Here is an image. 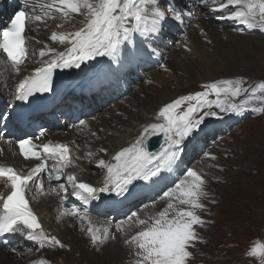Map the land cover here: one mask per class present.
<instances>
[{
  "label": "snow or ice",
  "instance_id": "6c2138e0",
  "mask_svg": "<svg viewBox=\"0 0 264 264\" xmlns=\"http://www.w3.org/2000/svg\"><path fill=\"white\" fill-rule=\"evenodd\" d=\"M202 2L206 3V0ZM28 5L29 0H23V6L0 29V53L6 54V62H10L17 72L28 55L26 25L31 19ZM231 5L239 10L228 19L264 31V0H226V4H220V9ZM48 7L66 19L81 17L79 27L75 31L51 33V40L65 45V51L52 47L39 51L43 66L19 82L14 93L16 102L27 104L37 94H54V74L62 69H76L84 74L92 88L102 89L113 78H118L125 61L156 55L157 50L152 44L160 38L165 26L173 21L183 22L181 11L171 6L161 8L159 0H51ZM46 56L50 58L44 60ZM203 87L204 91L165 103L155 117L157 122L146 123L134 140L115 150L109 160L100 159L97 167L104 170V176L99 185L80 181L75 173L68 174L65 180L71 186L73 196L85 205L93 202L100 205L113 198L127 199L137 190L156 188L176 170L186 142L190 143L203 130L201 126L207 118L222 119L221 113L236 114L248 110L245 107L247 101L228 104L221 99L222 94L235 97L243 91L234 87L231 80L216 81ZM212 95L214 100L209 98ZM185 104L186 108L183 107ZM213 105L219 112L212 110ZM15 106L9 101L7 112H0V121L6 123ZM251 110L264 112V108ZM80 123L84 124V121ZM44 134V130L39 133L40 136ZM160 134L164 143L158 151L149 150L150 139ZM17 143L24 158L40 162L26 174L14 167H0V178L5 179L11 189L6 196L0 193V234L27 231V239L36 242L40 248L46 244L65 248L64 243L42 227L26 193L31 191L30 184H35L39 174L45 171L49 158L58 162L60 170L72 166L71 149L66 143L38 145L32 137L21 138ZM101 151L108 153L106 148ZM56 179L60 180L61 176L57 175ZM204 185V178L196 170L187 168L183 178L160 191L157 199L167 201L163 210L145 218L132 211L125 217L127 229L124 221L115 225L117 232L138 228L125 240L126 244L134 246L137 264H186L192 255L189 246L199 239L194 226L205 223L197 214L198 209L205 208L201 203V198L207 196ZM59 187L67 192L63 183ZM69 214L89 218L87 209L80 212L73 208ZM88 231L93 245L104 243L111 235L109 229L103 237L91 227ZM261 251L264 252V247ZM256 253L257 247H253L252 255Z\"/></svg>",
  "mask_w": 264,
  "mask_h": 264
},
{
  "label": "rangeland",
  "instance_id": "374dc122",
  "mask_svg": "<svg viewBox=\"0 0 264 264\" xmlns=\"http://www.w3.org/2000/svg\"><path fill=\"white\" fill-rule=\"evenodd\" d=\"M13 1L0 0V8L2 7L0 15L3 14V21L9 18V15H11L10 11L12 12L16 8L14 5L19 3V0L16 3ZM46 2L49 3L50 0H46ZM194 2V0H160L159 6L161 8L171 6L174 3L177 10H184L191 16H186L184 22L173 21L165 26L159 38L164 41L165 45L172 41L175 43H172L173 45L170 49L164 51L157 50V54L161 53L162 60L167 61L168 57L171 56V51H180L182 67L171 69L163 65L161 66L162 69L156 67V69L151 68L147 71L143 68L141 63L143 59L141 57L132 62L127 61L122 68L125 72L121 71L123 78H125L122 91L123 93L126 92L127 96L134 97L138 94L140 86H146L149 89L148 99H152L154 98V88H165L168 85L169 88L163 89V93L167 92L175 96L183 93L184 90H188V92L186 91L183 94L188 95L202 90L205 84L213 82V80L201 78L204 67L203 62L198 59L196 54H193L192 50L189 51L186 47L185 49L180 45V41L187 34L185 25L189 29L188 32H194L197 28L196 20L193 18L197 16L198 9L199 11L201 9ZM201 12L211 14L206 9H202ZM55 14L53 15V19L51 15V19H48L49 17L44 18L42 22L48 27L62 23L61 16L57 13ZM202 19L207 22H214L212 17L203 16ZM190 20L192 21L190 22ZM222 24L224 23L217 21L220 29H223L224 25L222 26ZM225 24L227 23L225 22ZM182 30L184 32L183 35ZM201 30V34H204V28ZM258 31L261 30L249 33L253 38L250 40L249 47L243 51L245 59L249 61L250 70L244 68L245 75L225 77L228 78L226 80L233 82L234 87H240L243 90L239 96L233 97L229 95L226 97L224 95V99L229 100H226V103L241 104L247 101L245 107L248 110L264 108V47L255 38L257 35L264 36V33H259ZM163 35L167 36V39H162ZM139 39L144 38L139 37ZM156 44H158L157 40L153 45L156 46ZM159 48L161 47L158 46ZM213 50L218 59H225L226 55L220 49L216 47ZM122 58L123 55L121 56ZM131 68H135L136 71H133ZM225 68L224 64L220 67L221 71H224ZM160 72L165 81L159 78ZM222 79L218 78L217 80ZM0 95H5L1 89ZM183 95H179L178 97ZM159 96L158 93L155 98ZM98 97L100 100H97L95 97L93 99L97 102L102 101V103L95 108L94 117L87 115L96 124L101 123L106 118L105 110L112 107L118 101L114 92H112L111 97L105 100L103 96ZM104 102L105 104H103ZM126 106L129 107L127 104ZM183 107L186 108L187 105L185 104ZM251 111L254 113L253 117H247L243 122L236 125L230 135L225 136L222 140H217L218 142L216 143L213 142L219 135L217 132L215 134L208 133L204 136H199L185 153H191V159L188 160L190 164L195 156L198 155L201 158L203 152H207L210 148H217L214 151L215 158L211 163L212 170L209 172V177L206 178L204 185L207 196L201 198V203L205 205V208L197 210V214L201 215L205 223L196 225L197 227L194 226L199 237L197 239L199 242L198 244L194 243L188 249L192 253L189 257V259L192 257L188 262L189 264H264V252L261 251V248L264 247V112ZM243 112L246 114L247 111ZM122 113L118 111L119 115ZM62 122L65 124L66 129L71 125V121L66 120ZM92 143L96 145L95 140ZM191 155H194V157L192 158ZM100 216L102 218H109V214ZM83 225L82 223L70 224L63 227L62 231L67 238L78 236V239H82L83 236L87 237V234L83 232ZM69 231H71L72 236L69 235ZM133 234L135 233L133 232ZM78 243L84 247L83 252L75 253L73 258H67L66 264H91L94 260L100 264L115 263L110 262L111 257L107 254H102L98 250H95V245L91 243V239H88L84 243L81 241ZM20 247L23 250L22 253L27 251L25 257L30 256L34 258L36 256L34 248L28 247L25 249L24 246ZM253 247H257L255 255H252ZM129 260H120L116 264H131L132 261Z\"/></svg>",
  "mask_w": 264,
  "mask_h": 264
},
{
  "label": "bare ground",
  "instance_id": "6f19581e",
  "mask_svg": "<svg viewBox=\"0 0 264 264\" xmlns=\"http://www.w3.org/2000/svg\"><path fill=\"white\" fill-rule=\"evenodd\" d=\"M50 3L51 0L49 3L47 2L48 5ZM172 4L174 5V3ZM178 11H181L183 13V22L186 16H190V14L188 12H185L184 10ZM201 11H199L198 9L197 16L193 18L196 20V30L194 32H188L189 29L185 25V27L187 28V34L180 41V45L183 48H185V45H187V49L192 50L194 52L193 54H196L198 59L203 62L204 67L202 69L203 74H201V78L214 81L218 78L221 79L229 76L245 75L244 68H247V70L250 69L249 61L245 59L243 51L245 48L249 47L250 40L253 38L252 35H249V33L239 32L238 30H235L232 26H230L229 24H225L224 22H220L224 23L222 24V26L224 25L223 29H220L214 19V22H207L202 19L203 16L213 18V14H205ZM53 12L57 13L53 9H50V13ZM57 14L61 16L59 13ZM2 15H0V22L3 21ZM61 19L62 23H59L52 27H48L42 21L39 22V24L36 23L38 25H36L34 29L32 26V29H30V34L33 37L39 38L40 43H35L30 46L31 50L35 52V55H33V52H31V57H29V59L27 60L28 64L22 66V74L15 77L11 75L8 71V67L5 64L4 58L0 55V89L5 94L2 96H4L5 98L8 97L9 88H11L10 86L13 83L19 82L23 76H29L34 72L36 68L43 66L41 57L39 56V51L41 49L47 50V48L52 47L56 48L57 51H65V45L51 40V33L54 31L68 32L77 30L81 17L76 16L72 19H66L61 16ZM191 21L192 20H190V22ZM202 28H204V34H201L200 32L202 31ZM263 37V35H257L255 38L258 40L260 45L264 47ZM161 38L167 39V36L163 35ZM157 42L158 44H156V46H154L153 44L152 45L156 48V50L160 51L172 48V45L175 43L172 41L169 44L165 45L164 41L161 39H157ZM147 43H151V41H148ZM158 46L161 48L158 49ZM216 47L226 55L225 59L220 60L216 57L217 55H215V51L213 50V48ZM170 54L171 56L168 57L167 61L164 60V65L171 69L181 68L182 58L180 51H171ZM49 58L50 56H46L43 59L47 60ZM123 59L124 57L122 58V60ZM125 63H127V61H125ZM223 64L226 68L224 71H221L220 67ZM159 78L165 81V78L163 77L161 72L159 73ZM167 88H169V85L168 87L165 86V88H154V98L148 99L149 89H147L146 86H140V90L138 91V94L134 96V98L131 96H127L123 92H120L121 94H118L115 89H112V87L108 85L109 91H101L98 96H103V99L105 100L111 97L112 92H114L116 98H118V101L115 102L112 107H109L105 110L106 118H104L101 123L96 124L93 123L92 120L87 117V115H85L84 117H86L88 123L87 125L82 126L83 131L81 133L78 131L81 126H75L71 129V125L70 127H67V133H63V137L66 140L74 141L71 143L78 144V147L81 146V148H87V153H85L84 149V154H81L79 159H75L72 168L77 172L79 171L83 179H88L100 184L103 180L104 170L97 167L99 160L105 159L107 161L110 159L111 154H113L115 150H118L119 147L128 146L146 123L156 121L155 117L158 113L157 111L162 105L168 103L169 101H172L179 95H183L184 93H186V91L188 92V90H184L183 93L172 96L167 92H162L163 89L166 90ZM158 93L160 96L155 98ZM67 98L70 97L68 96L64 100H66ZM86 99H88V97L81 96L77 100L80 102H84ZM126 104L129 105V107H127ZM2 107L4 108L3 104ZM118 111L123 113L119 115ZM63 119L62 121L65 122L66 120ZM54 135L55 129L50 130L48 137L50 138ZM94 140L96 141V145H93L92 143V141ZM3 147L4 151L3 153H0V160L8 159L11 161L26 164V162H23L20 157L11 150V148L6 145H4ZM105 148L108 150L107 154L101 151ZM189 149L190 148H188L187 150ZM216 149L217 148L208 149L207 152H203L201 158H199L198 155V157H194V155H191L192 158L194 157L192 161L196 160V164L193 165V169L196 170L198 174H200L204 178V181H206V178L209 177V172H211L212 170L211 163L215 158L214 151H216ZM190 154L191 153H188L183 156V167L186 163H189L188 160L191 159ZM33 189L35 190L36 187H33ZM5 191L7 190L4 188V186L0 185V193L4 194ZM34 200V205H36V208L41 213L44 229L49 234L54 235L58 239H60L62 243L66 245V247L60 248L58 245H47V247L44 248L35 247L34 250L36 256H34V258H31L30 256L25 257L27 255V251H25V253H22L23 250L20 246H18L21 242L20 241L17 247L14 248L16 249L15 252L11 250H0V264H41V262H43V264H66L67 258H73V255L75 253L83 252L84 247L80 246L78 242L81 241L84 243L88 239H91V234L88 231L90 227L94 230H97L98 234L102 237L106 235V229L110 230L111 235H109L108 238L104 240V243L95 245V250H98L102 254H107L111 257L110 262H115L113 264H116L117 261L130 259L132 261L131 264H137L138 258L135 255L134 246H132L131 249V246L125 243L126 239H129L131 235H134L133 232H135L137 228H132L130 230H127L126 232H117L115 228V225L117 223L124 221L125 227L127 229V221H125V217L119 218L118 221H115L114 223H111L109 218H102L100 215L95 213H88V219H83L81 216H78L75 219L71 218L66 208L59 203L58 190H54L52 186H49L44 192L36 193ZM140 202L141 201H139V203ZM166 206V200L161 201L159 199H156L155 203H152L147 207L142 206V208H139L137 210H140L139 214L141 218H145V216H150L163 210V208H165ZM81 223L84 224L83 232L87 234V237L83 236V238L81 237L82 239H78V236L67 238L62 231L63 227L69 226L70 224L75 225ZM71 234V231H69L70 236H72ZM112 236H114L115 238L113 239ZM198 242L199 241L196 240L194 243L198 244ZM127 256L129 257L126 258ZM190 259H192V257ZM190 259L186 264H189L188 262L190 261ZM91 264L100 263L94 260Z\"/></svg>",
  "mask_w": 264,
  "mask_h": 264
},
{
  "label": "water",
  "instance_id": "95a60500",
  "mask_svg": "<svg viewBox=\"0 0 264 264\" xmlns=\"http://www.w3.org/2000/svg\"><path fill=\"white\" fill-rule=\"evenodd\" d=\"M155 140H156V141H155ZM153 141H155L154 145H156L159 141H160L161 143H164V140H163L162 136H159V137L155 138Z\"/></svg>",
  "mask_w": 264,
  "mask_h": 264
}]
</instances>
